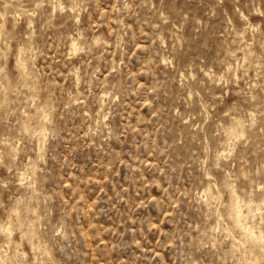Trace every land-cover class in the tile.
Instances as JSON below:
<instances>
[{
    "label": "rangeland",
    "instance_id": "1",
    "mask_svg": "<svg viewBox=\"0 0 264 264\" xmlns=\"http://www.w3.org/2000/svg\"><path fill=\"white\" fill-rule=\"evenodd\" d=\"M263 164L264 0H0V264H264Z\"/></svg>",
    "mask_w": 264,
    "mask_h": 264
},
{
    "label": "bare ground",
    "instance_id": "2",
    "mask_svg": "<svg viewBox=\"0 0 264 264\" xmlns=\"http://www.w3.org/2000/svg\"><path fill=\"white\" fill-rule=\"evenodd\" d=\"M58 3H59V2H58ZM59 5H60V4H59ZM72 44H73V43H72ZM24 64H26V62H25ZM21 65H22V64H21ZM237 120H238V119H237ZM238 121H239V120H238ZM40 129H41V128H40ZM39 131H40V130H39ZM39 131H38V132H39ZM228 134H229V133H228ZM232 134H234V132H233ZM237 134H238V133H237ZM237 134H236V135H237ZM229 135H230V134H229ZM232 136H233V135H232ZM235 137H236V136H235ZM227 146H229V145H227ZM263 165H264V164H263ZM263 170H264V168H263ZM23 177H25V176H23ZM226 184H227V183H226ZM228 189H229V188H228ZM235 193H236V191H235ZM236 194H237V193H236ZM234 196H237V195H234ZM238 196H239V195H238ZM242 198H243V197H242ZM236 199H237V198H236ZM245 200H246V199H245ZM233 202H235V201L233 200ZM240 204H241V202H240ZM235 205H236V202L233 204V206H235ZM243 206H244V205H243ZM252 206H253V205H252ZM256 206H257V205H256ZM259 206H260V204H259ZM259 206H258V207H259ZM239 207H240V206H239ZM237 208H238V207H237ZM240 208H241V207H240ZM238 209H239V208H238ZM239 212H240V211H239ZM17 213H18V212H17ZM240 213H241V212H240ZM238 216H239V214H238ZM239 217H240V216H239ZM241 219H242V218H241ZM241 219H238V221L240 222ZM244 219H245V218H244ZM247 221H248V220H247ZM247 221H246V222H247ZM241 222L243 223V221H241ZM242 223H241V224H242ZM258 223H259V222H258ZM245 224H246V223H245ZM7 225H8V224H7ZM250 225H251V224H250ZM250 225L248 224V226H250ZM260 225H261V223L259 224V227H261ZM240 226H241V225H240ZM255 226H256V225H255ZM242 227H243V226H242ZM245 227H246V226H245ZM257 227H258V226H257ZM262 227H263V226H262ZM243 229H244V228H243ZM246 229H247V228H246ZM258 229H260V228H258ZM6 230L11 231V230H9V228L6 229ZM261 230H262L261 234L263 233V234H262L263 236L261 235V236H262L261 239H263V237H264V228L261 229ZM255 231H256V230H255ZM255 231H254V232H255ZM249 232H250V231H249ZM252 232H253V231H252ZM254 232H253L252 234H254ZM256 232H257V231H256ZM255 234H256V233H255ZM255 234H254V235H255ZM255 237H256V235H255ZM257 239H258V238H257ZM263 244H264V243H263ZM5 259H6V258H5ZM4 261H5V260H4ZM7 262H8V261H7ZM8 263H9V262H8ZM6 264H7V263H6Z\"/></svg>",
    "mask_w": 264,
    "mask_h": 264
},
{
    "label": "snow or ice",
    "instance_id": "3",
    "mask_svg": "<svg viewBox=\"0 0 264 264\" xmlns=\"http://www.w3.org/2000/svg\"><path fill=\"white\" fill-rule=\"evenodd\" d=\"M62 6V5H61ZM262 188H264V184L261 185Z\"/></svg>",
    "mask_w": 264,
    "mask_h": 264
}]
</instances>
